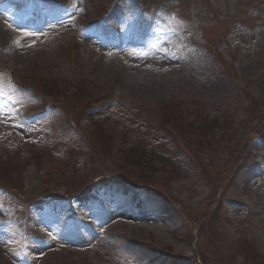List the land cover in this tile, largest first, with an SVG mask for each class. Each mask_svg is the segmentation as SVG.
<instances>
[{"label":"rangeland","instance_id":"obj_1","mask_svg":"<svg viewBox=\"0 0 264 264\" xmlns=\"http://www.w3.org/2000/svg\"><path fill=\"white\" fill-rule=\"evenodd\" d=\"M40 2L47 4L44 25L33 12L39 2L0 0V50L5 39L10 42L0 58V179L10 177L12 165L20 163L25 200H40L47 192L57 200L71 196L77 178L85 177L89 184L94 176L108 175L111 137L121 141L122 153L135 150L154 156L153 169L177 177L169 183L145 182L142 177L153 175L152 169L129 174L121 154L115 172L109 174L114 181L100 191L101 198L43 204L41 213L33 210L30 231L44 234V244L22 241L18 225L24 221L17 218L26 209L4 191L3 182L0 264H160L152 261L157 254L153 250L167 247L181 258L179 264H199L195 250L201 254L205 247L214 256L212 264H240V258L219 261L215 249L230 256L239 250L249 253L248 245L258 240L255 234L264 256V127L241 137L247 128L241 127L246 108L264 102V78L257 75L264 63V0H178L146 41L139 40V33L151 0ZM116 28L125 36L119 49ZM42 79L61 80V85L83 80L101 104L84 113L78 111L84 103L70 96L64 103L46 96L51 111L33 121L31 111L43 101L40 95L45 96ZM113 82L122 85L123 98L117 105L110 103ZM28 87L37 91H27ZM67 114L75 127L64 124ZM176 114L186 123L223 122L228 138L222 131L216 133L212 143H206L213 145L208 152L187 146L162 126L166 118L179 117ZM229 137L247 139L246 150L252 154L248 167L239 172L240 146L226 141L227 147H218ZM88 141L98 150L96 158L91 159ZM48 171L59 176L58 182L44 179ZM227 176L236 181L221 193ZM44 181L51 185L46 193ZM60 182V187L54 186ZM209 182L216 184L224 202L217 218L206 212L215 195ZM139 186L164 200L134 191ZM242 192H250V208L226 204ZM73 215L82 223L77 224ZM191 233L194 238H187ZM253 257L252 264H257L259 258Z\"/></svg>","mask_w":264,"mask_h":264}]
</instances>
